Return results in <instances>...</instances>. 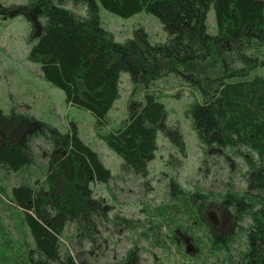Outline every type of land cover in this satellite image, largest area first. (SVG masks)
<instances>
[{"label": "trees", "instance_id": "16d2710c", "mask_svg": "<svg viewBox=\"0 0 264 264\" xmlns=\"http://www.w3.org/2000/svg\"><path fill=\"white\" fill-rule=\"evenodd\" d=\"M69 5L81 7L84 14H77ZM99 7L124 19L142 11L149 13L160 22L167 39L153 43L137 27L132 38L117 43L102 27ZM210 7L215 35L206 29ZM16 9V16L32 13L39 21L38 33L28 36L29 59L39 65L44 81L63 92L67 105L92 115L96 136L120 158L124 173L145 175L147 159L157 150L167 109L153 89L155 83L175 71L174 65L204 61L213 53L218 57L223 74L205 79L207 90L200 89L201 98H195L185 114L201 149L213 147L241 158L246 186L242 193L222 195L221 203L231 209L236 226L210 241L212 249L224 252L225 264H264V78L254 74L264 67L263 4L259 0H29ZM5 11L0 8L2 16ZM122 74L129 76L133 94H140L142 101L125 121L103 132L120 97ZM184 77L199 85L191 76ZM7 119L12 124L34 123L35 127L15 141L0 144V171L21 178L9 196L1 187L0 195L23 213L33 252L43 259L33 264H76L70 255L60 257L57 238L68 222L87 233L95 219H107L103 202L93 197L92 185H107L112 179L110 171L81 140L74 123L61 132L15 107ZM36 142L47 148L41 181L31 178ZM168 186L172 201L188 204L181 187L174 181ZM198 206L201 211L204 203ZM164 209L176 210L177 205ZM198 224L201 226L200 219ZM238 243L242 246L236 250ZM3 256L0 252V261ZM136 263L133 248L126 252L123 264Z\"/></svg>", "mask_w": 264, "mask_h": 264}, {"label": "rangeland", "instance_id": "374dc122", "mask_svg": "<svg viewBox=\"0 0 264 264\" xmlns=\"http://www.w3.org/2000/svg\"><path fill=\"white\" fill-rule=\"evenodd\" d=\"M259 1L264 6V0ZM28 2L0 0V8H6L3 16L0 13V144L8 139L15 141L35 127L26 121L10 123L7 115L13 107L61 132L66 131L69 123H74L81 140L99 155L112 176L107 185H92L93 197L103 202L107 219H95L87 233L68 222L57 238L60 257L70 255L76 264H123L126 252L135 248L136 264H225L224 252L212 249L210 238L234 230L232 211L222 205L221 197L244 191L246 168L238 155L213 147L201 149L185 114L189 104L201 98L200 89L207 90L205 79L223 74L218 57L213 53L204 61L174 65L177 72L172 70L155 83L153 89L162 96L167 109L160 124L157 150L147 159L145 175L124 173L120 158L96 136L92 115L67 105L63 92L44 81L39 65L29 59L28 36L38 33L39 21L32 13L27 17L15 15L16 7ZM68 8L84 14L81 7L69 5ZM98 14L102 27L117 43L132 38L137 27H142L153 43H164L167 39L160 22L144 11L124 19L99 7ZM206 29L207 33L216 34L212 7L207 13ZM262 54L264 58V49ZM254 74L264 78V67H258ZM184 75L191 76L199 85ZM119 89L120 97L109 112V124L103 132L125 121L128 112L141 104L142 97L133 94L127 74L121 75ZM35 146L31 178L41 181L47 148L40 142ZM20 181V175L0 171V187L7 196ZM170 181L186 193L187 205L170 199ZM201 203L204 208L199 211L197 207ZM173 204L177 205L176 210L164 209ZM22 219L21 210L0 195V252L4 254L0 264L43 261L33 252L34 242ZM241 246L238 243L236 250ZM233 262L237 263V256Z\"/></svg>", "mask_w": 264, "mask_h": 264}, {"label": "water", "instance_id": "95a60500", "mask_svg": "<svg viewBox=\"0 0 264 264\" xmlns=\"http://www.w3.org/2000/svg\"><path fill=\"white\" fill-rule=\"evenodd\" d=\"M208 218L213 224H215V221H214V219H213V217L211 215H209Z\"/></svg>", "mask_w": 264, "mask_h": 264}]
</instances>
